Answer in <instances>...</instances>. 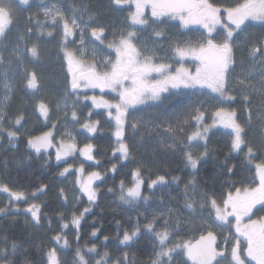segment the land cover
<instances>
[{"label": "snow or ice", "instance_id": "6c2138e0", "mask_svg": "<svg viewBox=\"0 0 264 264\" xmlns=\"http://www.w3.org/2000/svg\"><path fill=\"white\" fill-rule=\"evenodd\" d=\"M30 0H0V37L5 36L16 21V9L14 3L27 6ZM42 3V0H41ZM134 10L129 12L127 20L129 21L128 30L121 29L118 32L113 30V38L107 43V48L114 50L115 58L96 59V48L93 47L89 52L84 47L85 28H90L91 37L94 43L104 45L107 39V29L100 24L95 15H89L85 23L82 19L83 12L74 9L71 17H68L55 5L41 8L44 20L41 21L36 16H30V21L34 20L41 32L45 27H50L47 32L49 37L53 36L57 27L61 28V45L60 51L62 59L67 66V82L64 98L53 105L51 101L40 99L35 105L36 111L45 121L51 119L53 110L62 113L65 119L68 118L69 109L71 108V119L73 122H79L76 111L77 104L81 103L79 93L81 89H105L111 90L117 94L115 102L104 99L103 96H84V100H91L94 109L107 110L110 123L114 122V136L117 147L113 149V154H119L123 160H129L131 149L125 142V124L127 114L130 108L139 105L150 107L163 104L170 96L175 95L179 90L189 89L196 92H203L204 89L210 90L203 93L209 95L219 105L232 104L237 100L233 92L239 90L241 103L248 105L251 102V92L260 91L264 94V40L253 44L248 49V55L255 60L260 57V88L257 89L251 83V77L255 69L244 73L238 77L236 84H230V72L236 65L235 49L239 47L236 37L244 32L252 22H260L264 27V0H238L232 6H222L210 3L209 0H111V7L116 10H123L125 7ZM146 9L151 10L150 16L146 17ZM79 13L80 19L77 18ZM167 18V20L165 19ZM167 21H178L179 26L187 28L190 25H200L206 30V35L198 40L195 44L186 41L174 43L170 47L173 57H179L181 60L186 56H191L197 62L195 70H190L181 65L173 68L172 64L163 62L168 57L158 55L157 48L149 47L145 42L137 43L139 36L137 29H144L151 25L159 26ZM83 25V26H82ZM221 26V31H217V26ZM27 33L31 34L32 28H27ZM79 31L80 42L75 49L68 47L69 37H72ZM153 36L155 39H164L163 30H156L153 27ZM20 40L24 39L21 35ZM75 43V41H71ZM28 54L35 59H39L40 52L37 44H32L26 49ZM16 55L19 57L20 53ZM2 62V56H0ZM27 88L34 92L41 90L40 77L35 70L24 72ZM3 87L11 91V85L7 82ZM10 95L4 96V101L10 100ZM264 103V101H262ZM7 105H0V134H6L8 143L13 147L20 138L21 133L16 130L15 126L21 125L24 119L23 114H19L13 120L8 116L6 111ZM208 109L201 110L200 106L193 108L183 120H178L175 125L168 123L164 127L165 133L171 139V143L165 144L164 147L175 152L178 148L183 154V163L185 167L190 168L193 172L198 170L201 162L206 161L210 156L208 146L210 131L220 126L227 131L230 137V151L233 153L244 154V161L249 170L253 173L251 183L254 186H236V182L229 181L234 191H228L219 201L207 193L200 195L199 207L203 210L208 209V216L212 223L207 220L201 225L208 230L202 231L198 239L193 241H177L169 243L173 233L169 230L174 226L179 230L181 221L174 218L176 210L169 209L166 216L160 214L153 215L152 219L143 225L144 230L152 234L157 242L158 250L155 251V258L151 264H172L174 256H186L187 261L191 264H264V216L253 219L258 211H264V159L254 162L258 159L257 149H255L245 138V125L240 123L237 118V109L225 106L216 107L211 113V123H206V113ZM91 111L89 116H91ZM260 118L264 120V114ZM5 120H8L12 127H5ZM59 118L52 122V128L38 136L27 137V147L37 155L46 153L49 148L55 147V157L57 161L64 160L77 151V145L74 142L75 137L70 131H65L63 138L59 139L56 144L54 129L59 124ZM248 123L251 124V110L248 109ZM99 121L85 122L81 125L88 133L98 131ZM136 129L137 125H131ZM194 126L193 131L189 132L188 127ZM264 139V132H262ZM198 147H203L202 152H197ZM246 148V151H244ZM81 155L87 160H93V145L85 144L79 149ZM260 157H264V150H259ZM47 163V161L45 162ZM222 167L226 168L229 176L234 174V166L228 167L225 161ZM71 166L64 168L59 175L65 176L70 171ZM83 165L77 169L81 175H78L75 183L79 186L82 194L87 196L89 204L97 200V190L93 187V182L101 178L100 172H90L83 176ZM111 171H116V165L112 166ZM132 184L126 187L124 182L120 183L119 200L130 205H135L137 201L143 199L145 203L150 199L147 195H142V185L144 184L143 172L141 167H136L132 171ZM180 177L171 176L169 179L166 175H157L148 184V187L156 186L167 187L170 185H179ZM196 180L193 178L184 185L185 204L184 207L195 212L197 201L195 198H189V192H195ZM46 185H41L31 194V198L37 197L42 193ZM0 191L7 193L10 202L27 201L29 194L23 191H12L7 185H0ZM63 199L66 201L63 189L60 190ZM111 191V189L109 190ZM259 206V207H258ZM31 214L32 222L39 226L41 223V206L39 204H30L25 210ZM85 208L77 215L71 213L70 220L64 219V214L59 213V218L64 221L61 224V232L52 237V240L59 245L63 241L61 251L68 246V240L63 235L64 229L69 225L77 230V239L79 238V227L85 213L89 212ZM0 213L7 214L4 208H0ZM147 219V218H146ZM163 219V227L157 231L155 225ZM234 221V223H233ZM51 221L49 220V225ZM118 227L120 221L116 222ZM191 224L192 221L188 220ZM213 225L218 229H227L228 234L224 235V246L218 243V237L215 231L211 230ZM234 229V231H233ZM98 229L91 233L96 236ZM141 225L139 219L132 227L131 231L125 229L119 243L123 246H129L139 238ZM7 240V237H4ZM105 236L104 240L108 241ZM18 248L17 242L11 243V251L16 253ZM97 253L95 244L86 247V253L81 248L75 250V264H92L87 255ZM8 249L0 248V258L6 257ZM128 254L125 252L122 257L116 258L112 264H125ZM45 264H61L60 255L57 247L49 248L45 253ZM109 253L105 251L94 264H108L107 258ZM0 264H14L11 259H0ZM22 264H31V261L24 260Z\"/></svg>", "mask_w": 264, "mask_h": 264}, {"label": "trees", "instance_id": "16d2710c", "mask_svg": "<svg viewBox=\"0 0 264 264\" xmlns=\"http://www.w3.org/2000/svg\"><path fill=\"white\" fill-rule=\"evenodd\" d=\"M84 1L91 6V9L95 13L100 15L99 17L103 14L106 15L111 10V6L107 0ZM17 13H19L17 18L20 24L24 17L18 10ZM32 40L37 41L35 35ZM49 45L50 42L45 40L43 44V48L45 49V56L43 58L45 59L44 70L38 72L45 87L44 94L48 93V97L54 88L53 80L51 81V78H49L50 81H48V77L55 70L52 76L58 78L57 71L60 75L62 68H59L63 66V64L59 66V63L57 64L55 61L52 66L49 62L47 63L46 58L48 56L51 55L55 59V56L50 54L51 48ZM36 98L37 95L31 97L26 95V93H20L19 97L15 98L14 103H16L19 110H35V105L38 103ZM205 98H208V100L197 103V105H201L206 101L210 102V100L215 101L209 95H206ZM21 105L26 106L23 108ZM188 105L191 104L154 106L155 108H160L156 117L157 119L165 117L166 122H170V118L175 121L177 115L173 114L174 109L189 108L190 106ZM226 105L228 107L232 104ZM144 109H147L144 113V115H147L153 108L145 107ZM170 111L171 114L168 113ZM24 114L25 119L27 113ZM244 114L248 120V113ZM109 119L107 116L106 121L101 126H98L99 129L95 136L94 134L91 137L86 135L87 142L93 145L92 153L98 159V162L102 163L97 168L85 162L86 160L84 161L79 155L73 158L70 156L66 160L61 161L54 159L52 151L49 157L44 153L37 155L27 147L24 136H20L14 147L8 142L2 146L0 145V185H7L12 191H23L29 194L27 201L10 202L8 194L0 191V208H4L7 212L6 215L0 213V248L6 247L8 249L7 256L0 259H11L14 264H22L24 260L31 261V264H45L44 253L49 248L57 247L61 264H75V250L77 247L86 253V247L95 244L97 246V253L86 254V258L92 264L105 251L109 253V257L107 258L108 264H112L116 258L122 257L125 252L128 254L125 264H151V261L155 258V251L158 250V246L152 234L147 233L143 225L151 220L153 215L160 214L166 216L169 209L176 210L173 219L179 218L181 225L179 230H175L174 226H170L169 230L173 235L169 243L183 241L189 232L184 230L189 229L192 223L193 225L197 224L193 222V219L200 216H195V214H200V212L208 214L207 207L203 210L199 207L200 195L202 193H207L208 196L215 197L219 201L228 191H234L229 181L236 182L237 187H240L242 184L244 186L252 185L251 179L253 173L244 161L243 152H231L230 142L228 144L223 141L226 135L218 132V134H213L209 138L210 156L206 161L201 162L196 172H193L190 168L185 167L181 153L175 152L171 153L174 155L170 153L165 155L160 151L156 152L157 149H153V144H149V147H144L145 149L142 150L144 142H157L155 138L148 134H145L146 136L141 139L142 141H139V139L135 141L134 138L141 135H133L136 137L126 139V135L128 134L125 133V142L131 149V157L129 160H123L119 157L118 153L114 155L113 149L117 147V144L112 134ZM129 122L134 124L131 121ZM105 123H107V126L104 125ZM36 126L31 130V136H36L48 130L46 124L43 125L41 123ZM128 127H130V124ZM108 130L110 133H108ZM201 149L199 152H202ZM144 152L145 155L141 156V153L143 154ZM155 153L158 154L157 159L151 156ZM46 161L47 163H45ZM225 161L228 167L234 166V174L231 176L227 173L226 168L222 167ZM77 162L83 165L85 176L93 171L101 173V178L93 182V187L97 190V200L95 203L89 204L87 197L80 193L79 186L75 183V177L77 176L75 169L81 166ZM114 164L116 165L115 172L111 171ZM69 166H71L70 171L65 176H60L59 173ZM138 166L142 169L145 183V186L142 188V195L149 196L150 201L145 203L143 199L139 200L141 204L140 209L134 212V205L126 204L119 200L120 183L123 181L126 187H130L132 184V171ZM157 175H166L169 179H171V176H179L180 183L179 185L156 186L150 189L148 184L151 180L156 179ZM193 178H195L197 186L195 192H189V198L194 197L197 201L195 212L184 207L185 195L183 191L184 185ZM41 185H46L47 187L37 197L31 198L30 194ZM61 189H63L64 196L67 197L66 201L61 195ZM110 189L111 191H109ZM33 203L41 206V223L39 226L32 222L31 214L24 211ZM85 208H89L90 211L85 213L81 220L78 230L79 238L77 239V230L70 224L63 231V235L68 240V246L61 251L63 241L61 240L59 245H57L52 240L53 236L61 232V224L64 222L59 218L58 214L63 213L64 219L70 220L72 212L79 215ZM183 218L191 220L192 223L182 222ZM137 219H139L141 225L139 238L129 246L120 245L119 240L122 238L124 230L131 231ZM49 220L51 221L50 225ZM117 221H120L119 227L116 223ZM162 227L163 219H160L155 228L159 231ZM94 229H98L96 236L91 235ZM105 236L109 238L108 241L104 240ZM4 237H7V240ZM13 241L18 244L15 254L11 251V243ZM185 260L186 257L183 255L174 256L172 264H184Z\"/></svg>", "mask_w": 264, "mask_h": 264}, {"label": "rangeland", "instance_id": "374dc122", "mask_svg": "<svg viewBox=\"0 0 264 264\" xmlns=\"http://www.w3.org/2000/svg\"><path fill=\"white\" fill-rule=\"evenodd\" d=\"M30 1H34L36 4H40L41 8L45 7V6H52L55 5L57 7L56 4L53 3L54 0H30ZM107 2L110 4V0H107ZM84 4V15H85V23H88V16L89 15H95L96 20L100 23L103 24L104 26H109V29L107 30V39L105 40V43H108L112 38H113V30L115 31H119L121 29H125L128 30V23L129 21L127 20V17L129 15V11H124V10H116L114 8L111 7V10H109L106 15L103 14L101 15V17H99L100 15H98L97 13H95L92 9L91 6L86 3L85 1L83 2ZM70 5L72 8V12L74 9H78L77 5L75 4V1L71 0L70 1ZM222 6H228V3L224 2L222 4ZM231 6V5H230ZM13 7L16 9V17L19 16L17 13L18 7H17V3L13 4ZM58 8V7H57ZM42 11L40 13V15L42 16ZM77 15H79V13H77ZM41 20H44V16H42ZM25 19H22V22L19 24V19L17 18L16 21L14 22V24L11 27V30L8 33V38H6V40L11 43L12 45L15 43V45H13L12 50H14V53L12 54V56L9 53H5L3 50H0V56H2V62H0V105H4L6 104V111L8 113V116L12 117V119L14 120L15 117L17 115H19V112H23L22 114H24L25 112V119L22 120L21 125L19 126H15L16 130H18L21 135L20 136H24L26 138V142H27V136L30 135L31 130L34 127H37V124H46L47 128L49 131L52 128V122L57 120L59 118V124L56 127V129H54V134L56 136V140L53 141V144H56V142L63 138V134L65 133V131H70L72 133V135L75 137V143L76 145H78L77 147L83 148V146L85 144H89L87 142V136L93 135L94 133H88L86 129H83L81 127V125L85 122H95V121H99V126H101V124H103L108 116V113L106 110H100L97 114H94V111L91 108H88L87 105V100H84V98H82L80 101L81 103L77 104L76 106V111L78 114V118H79V122H73L71 119V108L68 110L69 111V115L68 118L65 119L63 117L62 113H57L55 110H53L52 114H51V119L49 121H45L43 119V117L39 116V113L33 109H28V110H19L17 109V105L16 103H14L15 98L20 94V92H18L16 95H14V90L17 89V84L16 82H13L11 79V74L10 71L12 72L13 70V66H14V62L15 57L20 60V57L22 55L23 52V40H20V36L23 35V33H25V28H23V25H25L24 23ZM22 24V25H21ZM258 25H260V22L257 23ZM46 32V31H45ZM137 34L139 36V41H137L138 45L141 42H145L149 45V47H156L157 45L154 43V39L150 36V34L148 33L147 29H139L137 30ZM86 36H87V46H88V51L91 52L93 47L96 48V59L97 60H101L106 58V56H104L103 54V50L102 47L95 42L94 43V38L91 37V33H90V28L86 27ZM248 49L249 47H244L241 46L239 48L240 51H237V68L233 69L230 72V84L231 85H235L236 84V80L238 77H241L244 73H247L248 71L252 70L253 68L255 69V71L253 72L251 79V83L253 85H255V87L257 89L260 88L259 85V79H260V57H256L255 60H253V58H251L248 55ZM158 51V49H157ZM19 52L20 56L18 57L16 55V53ZM51 55L48 56L47 59V63L49 62L50 65L52 66L54 64L55 59L52 57ZM238 59H240L242 61V63H238ZM53 62V63H52ZM50 66V68H51ZM31 67L33 69H35V65L33 66L31 63ZM242 71V72H240ZM55 72L52 71L51 72V76L48 77V81L49 78H51V81L54 85V92H53V97L49 96L48 97V101H51L53 108L54 105L56 104L57 101H62L64 98V92H65V86L66 84H64L65 82L63 81L62 85H61V80L59 79V72L57 71L58 74V78L52 76L53 73ZM38 74V73H37ZM39 76V74H38ZM11 80V82H10ZM7 82L8 84L11 85V91L8 92V90H6L3 85L4 83ZM64 87V89H63ZM239 90H237L236 92H233V95L237 96V100L235 103H232L231 106H228L229 108H236L237 109V118L239 120L240 123L245 125V138L246 140L255 148L257 149V156H258V160H256V162H259L260 159H264V157H260L259 155V150H264V139H262V132H264V120H262L260 118L261 114H264V103H262V101H264V94H262L260 91H256V92H251V102L248 105H244L243 103H241V95L238 94ZM5 95H10L11 99L8 101H4V96ZM191 97L195 98V95H192ZM206 100H208V98H206ZM163 104H161L162 106ZM169 105V103L167 104V106ZM23 108H25L24 106L26 105H21ZM190 106L189 108H176L174 109V115L176 114V118L175 121L171 120L170 118V122H166L165 121V117L164 118H159L157 119L156 115L159 113L160 108H155L153 107V109H151V111L147 114L144 115L145 110L144 108L139 109V110H132V112H130L127 116V120H126V124H125V133H127L129 135V137L133 139V135H141L140 137H136L134 138L135 141H142L141 139H143L147 134L151 135L153 138H155L157 140L156 143H153L152 141H148V142H144V146L142 148L145 149L144 147H149V144H153V149L157 151H160L162 154L164 153L165 155H167L168 153H181L180 149L178 148L175 152L168 150L164 147L165 144L171 143V139L169 138V136L165 133L164 131V127H157V125H164L166 126L168 123H171L173 125L176 124V122L178 120H183L185 118V116L188 114V112H190L193 108H195L196 106H200L201 110H203L204 108H207L208 111L206 113V123H211L212 121V117H211V113L215 111L216 107L219 106H225L227 107V105H219L217 104L215 101H206L204 103H202L201 105H197V103H195V105H188ZM87 107V108H86ZM248 109L251 110V124L249 125L247 117H245L244 113H248ZM91 111V116H89V112ZM171 114V111L168 112ZM168 116V115H167ZM156 119H155V118ZM110 121V119H109ZM133 122L137 125L136 129L132 128V124L129 122ZM130 124V127H128V125ZM105 126H107V123L104 124ZM108 126H110V124H108ZM5 127H12V125L10 124V122L8 120H5ZM99 129V127H98ZM111 130H112V134L115 131L114 128V123L111 122ZM137 130V131H136ZM195 130L194 126H189L188 127V131L191 132ZM109 131V130H108ZM227 131L226 129L217 126L215 128H213L210 133H209V138L212 137L213 134H218L221 133L222 135H226L223 138V141L227 142L229 144L230 142V137L227 135ZM85 134H84V133ZM102 133V131H101ZM110 133V131L108 132ZM146 134V135H145ZM114 136V134H113ZM115 137V136H114ZM8 142V138L6 134H0V145L2 146L3 144H6ZM152 147V146H151ZM161 147V148H160ZM53 150V154L55 157V147H52ZM79 148V149H80ZM79 149L74 152L72 155L74 156H78L77 153H79L80 158L82 157L83 160L86 159V157H84L83 155H81V153L79 152ZM201 149V147H198L197 152H199V150ZM202 151L204 150L203 148L201 149ZM49 151L50 149L45 153V155H47L49 157ZM163 151V152H162ZM246 151V149L244 150ZM154 152V151H153ZM145 155V152L142 154L141 156ZM157 155V156H156ZM174 155V154H171ZM183 155V154H182ZM152 158H156L158 157V154H152L151 155ZM70 157V156H69ZM68 158V157H67ZM65 158V159H67ZM56 160V157L54 158ZM57 161V160H56ZM86 162V161H85ZM78 165H81L79 162H77ZM76 175H81L79 172H77V170L75 171ZM83 176H85V174H83ZM86 177V176H85ZM77 177H75L76 179ZM77 185V184H76ZM251 186H254V184H252ZM81 193V192H80ZM82 194V193H81ZM84 195V194H82ZM86 196V195H84ZM87 197V196H86ZM88 200V199H87ZM259 207V206H258ZM260 216H264V211H258L256 213L255 216H253V219H257ZM234 223V221H233ZM221 231V232H220ZM234 231V229H233ZM217 232V237L219 238V244L221 247H223L224 245V235L228 234L227 229H219V231ZM222 264H226L225 262H222Z\"/></svg>", "mask_w": 264, "mask_h": 264}, {"label": "flooded vegetation", "instance_id": "af4514ba", "mask_svg": "<svg viewBox=\"0 0 264 264\" xmlns=\"http://www.w3.org/2000/svg\"><path fill=\"white\" fill-rule=\"evenodd\" d=\"M70 1L71 0H54L53 3L57 5V7L64 12V14L68 17H71L72 15V8L70 5ZM75 1V4L77 5V8L83 12V21L85 22V15H84V4H83V0H73ZM210 3H214L217 5H222L224 2L228 3V6H232L234 5L236 2H238V0H209ZM111 3V0H110ZM17 7H18V11L20 13H22L24 19H25V26H23L25 29V33H23L24 39H23V52L22 55L20 57L19 61L16 57H15V64L13 66V71H10L11 74V79L13 82H16L17 84V89L14 90V95H16L18 92L20 93H26V95L29 96H35L37 95L36 100L39 101L40 99H48V93H46V95L44 94L45 92V87L42 84V80L40 79L41 82V90L39 92H34L33 90L27 88L26 86V78L24 75L25 69L31 71V70H35L37 73L40 70H44V65H45V49L43 48V44L46 41L50 42V54H52L53 56H55V63H59V66L63 64V66L59 69L60 70V75H59V79L61 80V85L63 83V81L65 82L64 84H66L67 82V77H66V72H67V66H66V62L62 59V53L60 51V45H61V28L57 27L54 31L53 36L49 37L47 35V32L49 30H51L50 27H45V29L43 30V32H41V30L39 29L38 25L35 24V21L32 20L30 21L28 19V17L30 16H36L38 17L40 20L43 16L40 15L41 13V6L40 4H36L34 1H30L29 5L24 6V5H19L17 3ZM124 11H132L134 10V5L132 6V8H128L125 7L123 9ZM128 12V13H129ZM151 14V10L150 9H146V17L150 16ZM77 18L80 19V16L77 15ZM167 20V18H165ZM42 21V20H41ZM258 22H252L249 27H247L245 29L244 32L240 33L239 36L236 37V42L239 45V47H237L235 49V58H237V51H240L239 48L241 46L244 47H251L253 44L258 43L261 40H264V27H261L260 25L257 24ZM129 24V23H128ZM103 25V24H102ZM83 26V25H82ZM106 29H109V26H105ZM153 27H156V30H163L165 33V38L164 39H155L153 36ZM27 28H32V32L31 34L27 33ZM148 33L150 34V36L154 39V43L157 45V49H158V55H160L161 57L167 56L168 58L166 60H164L163 62L165 63H170L172 64L173 68L175 67H179L181 65V63L183 64L184 67L189 68L190 70H195V66H196V61L194 60L193 57L191 56H186L184 57L182 60L179 57H173L172 53L170 51V47L176 43L177 41L180 43H184L186 41H191L193 44H195L198 40H200L203 36L206 35V30L202 28V26L200 25H190L187 28H182L179 26V22L178 21H167L165 24H161L158 27L155 25H151L150 22V26L147 28ZM139 30V28L137 29ZM46 31V32H45ZM217 31H221V26L218 25L217 26ZM9 33V32H8ZM8 33L3 36L0 37V50H3L5 53H9L11 56L14 53V50H12L13 45H15V43L12 45L11 43H9L6 38H8ZM35 35V38L37 39V41L35 42L33 39V36ZM32 37V38H31ZM69 41L70 43L68 44V47L71 49H75L79 46V42H80V33L79 31L76 32V34L72 37H69ZM71 41H75V43H71ZM99 44V42H97ZM32 44H37L38 48H39V52H40V56L39 59H35L32 58L28 52H27V48L31 47ZM102 47L103 50V54L104 56H106V58L111 57L112 59L115 58L114 56V50L112 49H108L107 48V43H104V45H100ZM84 47L88 50V46H87V36H86V28H85V32H84ZM31 63L34 66L35 65V69H33L31 67ZM237 63V61H236ZM238 63H242V61L240 59H238ZM237 68V64L235 65L234 69ZM242 72V71H240ZM230 75V74H229ZM11 82V80H10ZM12 83V82H11ZM64 89V87H63ZM66 90V86L65 89ZM18 91V92H17ZM54 88L51 92V94L49 96L53 97V92H54ZM210 90L208 89H204L203 92H196L194 94L193 90H189V89H182L179 90L175 95L170 96L168 99H166L163 103L164 104H168L169 105H174V104H195V103H201L203 101L206 100V95H204L203 93L209 92ZM47 92V91H46ZM19 95V94H18ZM192 95H195V98L191 97ZM84 96H88V97H92V96H103L104 99L115 102L117 99V94L113 93L111 90L109 89H105L103 90V92L100 89H81L80 93H79V99L81 100L82 98H84ZM35 100V101H36ZM33 101V100H32ZM87 105L88 108H91L94 111V114H97L100 110H105L103 108L101 109H94L92 107L91 104V100H87ZM158 106H161V104H159ZM153 108L147 105H139L136 106L135 108H130L128 111V114L130 112H132V110H139L142 108ZM87 108V107H86ZM107 111V110H106ZM127 114V115H128ZM43 133V132H42ZM84 133V132H83ZM97 133V132H96ZM96 133H94V136L96 135ZM41 133L37 134L36 136L40 135ZM85 134V133H84ZM34 136V135H33ZM20 139V138H19ZM126 139H129V135H126ZM96 142V141H95ZM97 144V142H96ZM80 147H77V150ZM50 149V148H49ZM51 153V152H49ZM92 155L94 156L93 160H86L87 163L94 165L96 168L99 167V164L101 165V162H98V159L95 157V155L92 153ZM74 156H71V158H73ZM120 157V156H119ZM84 160V161H85ZM83 174H85L83 172ZM86 175V174H85ZM132 182V180H131ZM145 184V183H144ZM142 185V188L145 185ZM146 188V187H145ZM142 200V199H141ZM150 201V199L148 200ZM141 206L140 202L137 201L136 204L134 205L135 211H139V207ZM195 216H200V217H195V218H199V219H193V222H196V225H192L190 226L189 229L184 230V231H189L188 235L186 237L185 240L183 241H195L196 239L199 238V236L201 235L202 231H206L208 230L207 227L205 226L204 228L201 227V225L204 223L205 220L208 221L209 224L212 223L210 217L208 216V214L204 213V212H200V214H195ZM202 217V218H201ZM188 220H185V218H183L182 222H187ZM213 231H219L218 228H216L214 225L212 227ZM221 232V231H220ZM217 234V232H216ZM218 235V234H217ZM218 242H219V238H218ZM224 246V245H223ZM186 257V256H185ZM187 260V257H186ZM185 260V261H186ZM187 264H191V261H187Z\"/></svg>", "mask_w": 264, "mask_h": 264}]
</instances>
